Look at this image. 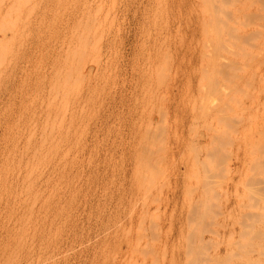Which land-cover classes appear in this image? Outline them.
<instances>
[{
	"label": "rangeland",
	"instance_id": "rangeland-1",
	"mask_svg": "<svg viewBox=\"0 0 264 264\" xmlns=\"http://www.w3.org/2000/svg\"><path fill=\"white\" fill-rule=\"evenodd\" d=\"M0 264H264V0H0Z\"/></svg>",
	"mask_w": 264,
	"mask_h": 264
}]
</instances>
